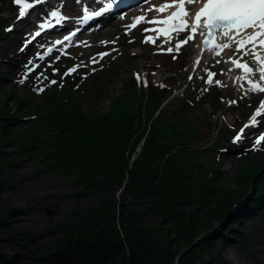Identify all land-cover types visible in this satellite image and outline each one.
Wrapping results in <instances>:
<instances>
[{
    "label": "trees",
    "instance_id": "16d2710c",
    "mask_svg": "<svg viewBox=\"0 0 264 264\" xmlns=\"http://www.w3.org/2000/svg\"><path fill=\"white\" fill-rule=\"evenodd\" d=\"M128 88L114 100L111 110L100 113L97 109L85 112L77 99L63 107L48 93L50 101L44 99L39 107L47 106L50 115L48 130L40 133L42 147L20 140L13 132L11 108L0 104V171L8 163L1 157L21 154L35 159L40 155L49 171L70 177V184L76 186L75 199L101 195L98 203L88 206V213L83 215L80 208L71 211L74 221L63 223L67 233L53 249L34 254L37 264H198L201 254L191 251L194 246L174 251L167 236L197 235L210 220L224 219L231 203L249 188L257 166L238 165L237 188L218 186L209 170H198L200 163L177 131L179 120L158 114L148 126L145 118L153 110ZM7 144L14 148L4 150ZM137 145L141 148L133 157ZM10 183L11 179L0 178V190ZM118 184L124 187L119 198L114 193ZM261 199L256 181L245 207L253 208ZM134 204L169 225L140 226ZM188 204L193 208L184 214L179 206ZM198 208L205 209L204 218L197 214ZM6 212L0 208V225L5 224ZM223 223L225 231L233 224ZM208 242L206 237L194 241L201 246ZM11 258L0 252V264H13ZM210 264H222L219 247Z\"/></svg>",
    "mask_w": 264,
    "mask_h": 264
},
{
    "label": "rangeland",
    "instance_id": "374dc122",
    "mask_svg": "<svg viewBox=\"0 0 264 264\" xmlns=\"http://www.w3.org/2000/svg\"><path fill=\"white\" fill-rule=\"evenodd\" d=\"M8 1L13 2L14 0ZM0 5L4 7L3 16L0 17L3 18L1 20L2 25L7 24L11 27V23L14 24V19L12 21L9 17L11 14L7 9L8 3L3 4L0 1ZM13 34L9 36L8 34L5 36L0 35V101L4 97L5 91L9 89L11 92L8 99L10 106L23 111L34 110L39 101V90L32 89L35 85L34 82H32V88L28 89L21 84L23 78L17 79L10 71L11 62H17L22 57L18 50V44L9 42V37ZM146 34L147 32H144L143 27H139L133 32V35L128 37L142 40ZM99 50L96 49L92 52ZM145 50L147 51L148 47L132 48V52L138 53L136 57L124 55L123 58L119 56L116 61L110 58L114 57L113 55H109V57L107 55L102 68L100 66L89 67L88 70H82L76 75L68 76L69 79L64 81L60 78L58 84L67 87V83L72 81L79 87L76 89L77 93L75 95L79 106L85 112H90L92 109L99 110L97 113L106 111L113 104L114 99L120 98L124 91H130L125 85L129 83V77H133L135 73H138L141 77V82H138L136 77L134 79L136 88L142 91L146 89V84L142 82L144 75L147 78V83L160 81L157 75L152 74L153 71H149L152 80L149 78L146 73L148 72L146 65H149L147 62H157L162 58H147L145 54L140 53V51L145 52ZM188 51V55L180 56V59L175 62L168 57V63L172 64L173 68L167 71L166 74L176 72L177 75L163 81L167 85L166 89H170L169 91L163 92L161 86L158 85V96L160 98L170 94L168 102L164 100L161 104L160 111L165 116L171 114L175 107L181 106L185 118L196 131V136H190L186 141L189 142L191 147L196 148L197 160L203 164L201 168L198 167V170L202 171L211 167L215 160L217 164L214 165L215 169L212 171V177L217 184L222 187L236 188L237 183L234 178L237 175L238 162L253 154L258 155L264 162V151L263 149L260 152L251 151L242 154L241 157H237L230 151L219 155L218 150L229 145L226 140L222 139V136L227 139L232 137L231 132H229V128L232 126L231 123H229L230 125L223 124L220 119L225 113L231 111L234 113V120L237 117L243 118L244 113L253 110L254 106L250 104V98L239 99L238 89L241 84L238 82L233 83L226 77L224 79L229 83V87H225L224 90L221 88V84L203 85L198 78L201 76L199 73L201 69L195 75L199 83L194 91H192V88L187 87L185 74L188 67H185V64H189L190 57L192 62L194 47L191 44L188 45ZM10 57L11 60L7 63L6 58L10 59ZM226 58L225 61L227 62ZM73 59H63L57 62L56 66L61 65V68L71 66ZM47 65L48 63L44 62L37 70L40 73L48 71L49 76H55L54 69L47 68ZM29 66L26 65L25 68ZM94 68L95 72L89 75L90 70ZM218 70L222 72L224 68L219 67ZM213 97H216V101H212ZM16 98H19L20 102L16 103ZM230 101H236V103L233 104ZM182 102H186V105L183 106ZM227 105L234 106L227 107ZM216 133L218 134L217 141L220 142V146H216ZM9 146L10 144L4 146V150L12 149ZM1 158L8 163H5L1 168L0 178L11 179V183L4 185L0 190V208L7 210L5 217L2 219L5 224L0 225V252L11 255L13 264H37L34 254L53 249L56 243L67 233L63 223L66 221L71 224L74 221L71 211L74 208H80L83 215L88 213V206L98 203L101 195L96 194L75 199L76 186L70 184V177L49 171L39 157L28 159L21 154H10L8 158ZM260 177L264 179V166ZM123 189V184H118L115 187L116 197L119 198L123 195ZM110 198L108 197L109 201ZM138 207L137 204L133 205V208L138 210L136 215L140 226L169 225L168 222H161L154 214L142 211ZM192 208L193 204L179 206L184 214ZM196 211L200 218H204V208H198ZM221 211L226 212L224 208ZM263 211L264 206L260 217L253 218L250 221H244L240 218L235 220L228 231L224 229L223 217H216L210 220L209 223L207 222V226L203 227L197 235L195 234L196 236L171 233V236L167 237H169L170 246L174 251L180 252L194 246L191 251L201 254L198 264H210L214 260L218 247L222 264H264ZM156 233L160 236L166 235V232L162 230H156ZM202 237L208 238L209 242L203 246L195 245L194 241ZM226 238L230 242L225 240ZM240 242L243 243L244 247H240Z\"/></svg>",
    "mask_w": 264,
    "mask_h": 264
},
{
    "label": "snow or ice",
    "instance_id": "6c2138e0",
    "mask_svg": "<svg viewBox=\"0 0 264 264\" xmlns=\"http://www.w3.org/2000/svg\"><path fill=\"white\" fill-rule=\"evenodd\" d=\"M45 0H34L35 4L44 3ZM95 3V0H93ZM200 4L198 10L194 16L186 9V5L193 6ZM15 4L19 5L18 15L23 18L26 16L29 9L33 7V3L27 2V0H15ZM118 0H103L102 5H98V10L90 11L88 7L82 10V20H92L93 18L103 17L106 13H111L114 9L119 8ZM169 9L170 14L162 18H152L148 20V23L162 24L164 27L152 29L158 34L167 35L169 33H188L185 39L179 40L175 44V49L167 48L166 51L172 53L174 50L179 52L181 46L192 41L197 35L202 36L203 43L210 51L215 52L216 55H220V50L231 49L235 54L240 56V59H231V63L237 68L243 70L242 79H246L248 84V92H258L264 94V0H169L159 7L153 6L148 11L155 10L158 13H164ZM51 17L57 19V23H60L61 13L52 10L50 12ZM146 20L144 15L134 17L133 23L128 25L129 29L137 27V24ZM41 29L50 27L49 24H41ZM11 31V28L7 29ZM149 29H145L148 31ZM40 32L33 34V39L39 36ZM221 37L220 42L216 41L217 37ZM69 37L65 36L67 40ZM155 42L152 37H147L146 42ZM30 43V41L25 42ZM60 43V41H56ZM23 50V49H21ZM51 51V49H49ZM101 58L108 55L106 52L98 54ZM256 63V67H253L248 59ZM175 59V56H173ZM97 63L95 59L91 61ZM31 63V61L29 62ZM199 63V61H197ZM31 71V69H29ZM76 71L75 68H69L65 75ZM258 73V80L252 79V75ZM215 73L209 72L206 83L211 85L215 82L216 85H220V80L213 81ZM138 82H141V77L136 74ZM192 77L189 76V80ZM23 82V81H21ZM145 84L146 81H143ZM56 83V81H51ZM164 87V85H160ZM43 91V89H39ZM230 103H236V101H230ZM261 113H264V100L260 101L259 107L256 108L252 118L240 128L239 132L233 138V143L239 142L243 138L245 131L251 127L256 126L258 123L264 122V117L258 121L257 117H261ZM264 142V134H261L255 139V144L260 145Z\"/></svg>",
    "mask_w": 264,
    "mask_h": 264
},
{
    "label": "bare ground",
    "instance_id": "6f19581e",
    "mask_svg": "<svg viewBox=\"0 0 264 264\" xmlns=\"http://www.w3.org/2000/svg\"><path fill=\"white\" fill-rule=\"evenodd\" d=\"M48 1H53V0H48ZM48 1H46V2H48ZM65 1H67V0H65ZM76 5H79V3L77 2ZM38 7H41V5H39ZM17 20H18V19H17ZM18 21L20 22V24H21L22 22H26V20H23V21H22V20H18ZM130 21H131V20H130ZM30 27H31V26H30ZM30 27L25 28V30H23V33L27 32V31L30 29ZM115 27L118 29V23L113 24V27H109V28L106 29L105 31L101 32V34L103 35V37H106V36H108V35H111V33L114 31ZM123 42H125L123 45H121V46H117V47H114V46H112V45H108V48L110 49V52H111L112 54H115V55L130 54V53H131L130 48H131L132 46H139V47H144V46H146V43H142V42H140V41H136V42H132V41H131V42H128V41H126V40H125V41L123 40ZM142 54H145V56H146L147 58H154V57H155V56L152 55L149 51H147L146 53H143V52H142ZM261 55H264V53L261 52ZM161 56H164V55L162 54ZM195 61H197V59H196ZM150 64L153 65V66H155V72H156V74L159 76V79H160V80H166L167 78L173 76L172 74H170V75L166 74V71L171 70L172 67H173V65H172V64H168V61L166 60L165 57H163V59L160 60V61H158V62H150ZM228 66H230L231 68L234 67V65H233L231 62H229ZM227 75H229V72H227ZM237 79H239V78L237 77ZM233 116H234V115H233V112H232V111L229 112L228 114L226 113V114L223 116V121H225V122H230V121H231V118H230V117H233ZM252 128H253V127H251V129L248 128V129L245 131L244 134H248V133H250V132L252 131ZM233 131H234V129H233ZM231 145H234V143H232Z\"/></svg>",
    "mask_w": 264,
    "mask_h": 264
}]
</instances>
